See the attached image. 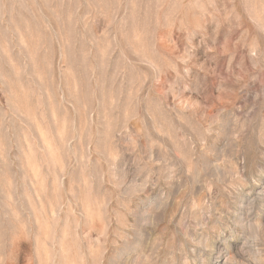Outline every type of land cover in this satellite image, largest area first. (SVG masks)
Wrapping results in <instances>:
<instances>
[{"label": "rangeland", "instance_id": "rangeland-1", "mask_svg": "<svg viewBox=\"0 0 264 264\" xmlns=\"http://www.w3.org/2000/svg\"><path fill=\"white\" fill-rule=\"evenodd\" d=\"M0 264H264V0H0Z\"/></svg>", "mask_w": 264, "mask_h": 264}]
</instances>
